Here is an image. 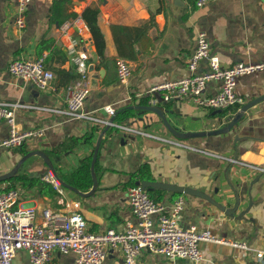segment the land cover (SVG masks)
Returning <instances> with one entry per match:
<instances>
[{
	"label": "crops",
	"instance_id": "obj_1",
	"mask_svg": "<svg viewBox=\"0 0 264 264\" xmlns=\"http://www.w3.org/2000/svg\"><path fill=\"white\" fill-rule=\"evenodd\" d=\"M95 5L100 9L98 25L105 48L103 55L98 54L88 26L84 37L88 41L91 91L84 111L111 120L113 117L107 116L103 109L113 106L115 122L177 139L187 147H174L115 128L108 127L106 131L104 124L72 119L64 113L19 109L16 118L23 129L44 130L43 138L30 140L23 148L29 152L40 150L47 156H63L64 160H55L53 164L56 174L73 172L93 148L84 139L73 149L55 152L63 142L91 135L93 128H97L95 149L98 144V165L91 173L92 184L76 188L83 196L64 187L62 204L61 197L51 198L37 189L24 188L26 196L22 203L34 205L38 212L48 205L78 211L92 232L111 227L124 231L129 225L138 224L127 196L131 174L148 165L154 181L185 190L158 188L163 191L160 202L165 206L179 197L184 199L178 215L182 227L209 231L218 238L246 243L254 249L264 247V174L231 161L264 166V101L250 108L230 130L208 135L226 127L237 112L220 114L199 108L187 99L164 102L160 93L145 95L159 84L189 75L188 60L196 48L199 31L207 33L212 54L224 67L264 61V0H212L195 8L188 0H33L26 14V26L21 30L14 23L15 0H0V101L20 100L66 109L75 73L59 41L60 30L63 24L83 16L87 8ZM43 54L47 67L55 74L52 90H40L8 72L14 59ZM119 59L129 61L132 66L127 83L118 80ZM208 71L209 62L204 59L197 72ZM220 87L221 82L212 81L205 94L216 93ZM236 90L243 97V104L263 96L264 71L239 77ZM138 94L149 99L148 105L160 107L168 122L184 137L174 136L153 112L134 110L132 116L120 122L118 113L137 105L140 98L133 101V97ZM152 99L157 102L152 104ZM8 133L9 126L1 123L0 138ZM19 150H0V175L21 159L23 154ZM34 157L32 164L39 160V156ZM41 166L42 176L50 168L42 158ZM5 186L0 183V188ZM199 247L203 253L200 262L171 261L164 254L144 252L136 264H264L252 252L228 244L202 241ZM75 258L74 253L54 251L50 264H76ZM12 264H30L27 253L19 251ZM102 264L127 263L122 251L115 249Z\"/></svg>",
	"mask_w": 264,
	"mask_h": 264
},
{
	"label": "built area",
	"instance_id": "obj_2",
	"mask_svg": "<svg viewBox=\"0 0 264 264\" xmlns=\"http://www.w3.org/2000/svg\"><path fill=\"white\" fill-rule=\"evenodd\" d=\"M33 0H15L14 23L16 28L26 26V14ZM212 0H199L197 7H202ZM88 23L82 15L63 24L59 41L74 65L75 78L68 89L67 107L57 110L18 101H0V124L9 126L6 137L0 138V150H17L28 141L43 138V129H23L18 124L16 114L19 109L53 111L64 113L72 119H83L101 123L109 128L120 129L130 134L154 139L174 147H187L181 141L165 137L150 130L132 125L117 123L84 111L85 102L90 94L89 55L84 37ZM208 60L209 71L197 72L202 60ZM189 75L185 78L168 81L151 88L145 95L161 94L164 102L187 99L195 106L214 112L224 111L241 105L244 99L236 87L238 78L255 72L264 71V61L259 63H236L231 67L221 65L219 58L212 54L211 45L205 31H199L197 45L188 60ZM118 80L127 83L132 66L129 61H117ZM10 75L33 83L38 89H53L54 72L46 65V55L35 58H16L8 66ZM212 81L221 82L220 89L213 94H205ZM142 98V94L133 99ZM154 100V102H153ZM152 99V104L156 103ZM107 116L114 117L116 109L106 106ZM251 171L264 174V166L243 161L231 160ZM41 180L50 184L64 203V186L52 170H47ZM26 196L25 189L17 185L6 190L0 188V264H12L19 251H25L30 264H50L54 251L62 254L74 253L76 264H102L115 249H120L127 264H136L144 253L164 254L171 261L189 259L200 262L203 253L199 244L202 241L228 244L252 252L255 259L264 263V247L254 249L246 243L218 238L209 231L199 232L194 227L184 228L178 222V215L184 207V199L179 197L170 206L156 202L141 185L129 187L128 201L137 225H129L126 230L108 228L103 232H92L80 212L64 211L48 205L40 212L34 205L22 203Z\"/></svg>",
	"mask_w": 264,
	"mask_h": 264
},
{
	"label": "trees",
	"instance_id": "obj_3",
	"mask_svg": "<svg viewBox=\"0 0 264 264\" xmlns=\"http://www.w3.org/2000/svg\"><path fill=\"white\" fill-rule=\"evenodd\" d=\"M191 4L192 8H195L197 2L199 0H188ZM100 9L97 5L91 6L87 8L84 13L83 17L88 23L90 32L92 34L94 43L96 44L98 54L103 55V51L105 48V39L104 35L98 25V14ZM76 16V15H75ZM148 30V28L146 29ZM43 48L41 49V51ZM136 101V98L133 99ZM137 103L139 105H148L149 99L148 98H140ZM236 105L234 108L225 111H220V114H226L227 112H237V110L243 106ZM135 113L134 110L130 108H124L118 113V117H120V122L122 119L132 116ZM97 128H93L91 135H87L84 137H72L67 142H63L59 147H57L54 151L58 153L65 152L67 150L73 149L76 147L82 140H86L87 143L93 146L91 153L85 156L84 158L80 159L78 166L73 172L68 174L57 173L59 179L74 188H88L92 184L91 173L92 171L96 170L98 161L96 160L94 167L92 169V160H93V153L95 151L94 146V133ZM19 152L23 155L29 153V151L25 150L23 147L20 148ZM154 178L151 176L149 171L148 165H143L138 171L131 174V179L129 181V187L136 186V185H143L146 182H153ZM17 183H20L23 188L25 189H37L40 193L44 195H48L51 198L57 197L58 192L50 185L41 180L38 176H30L25 173H18L12 179L2 182L1 184H5V189L8 190L10 188H14ZM84 184V185H83ZM149 195L156 201L160 202L162 200L161 193L163 192L162 189L158 188H146Z\"/></svg>",
	"mask_w": 264,
	"mask_h": 264
},
{
	"label": "water",
	"instance_id": "obj_4",
	"mask_svg": "<svg viewBox=\"0 0 264 264\" xmlns=\"http://www.w3.org/2000/svg\"><path fill=\"white\" fill-rule=\"evenodd\" d=\"M93 83V81H92ZM264 101V95L257 97L251 101H249L248 103L244 104L238 111L237 113L234 115L233 119L229 122V124L219 130L216 131H211L208 132V135H215V134H219V133H223L226 132L228 130H230L243 116L244 114L253 106H255L256 104L260 103ZM128 108L132 109V110H137V111H146V112H153L155 114H157L163 121L165 127L176 137L178 138H183L184 135L179 133L174 127H172V125L168 122L163 110L156 106V105H131ZM114 120V117L113 119ZM108 130V127L106 128V131ZM206 134V133H203ZM197 135H202V133H198ZM97 153H98V144L96 146V149L93 153V160H92V169L94 167L95 161L97 159ZM34 156H39L42 159H44V161H46L48 167L50 168V170H52L54 173H56L55 168L50 164V161L48 160V156L40 150H35V151H31L25 155H23L21 157V159L16 163V165L7 173H4L2 175H0V183L7 181L9 179H12L13 177H15L18 174V171L20 169V167L22 166V164L29 158L34 157ZM57 175V174H56ZM58 176V175H57ZM93 188L96 187V178L93 176ZM61 183L63 184L64 187L69 188L71 190L76 191L79 195L83 196L84 194L81 193L80 191H78V189L65 184L61 181ZM142 188L146 189V188H162V189H166V190H171V191H176V192H184L185 190L182 187H175L166 183H160L157 181H153V182H146L143 185H141Z\"/></svg>",
	"mask_w": 264,
	"mask_h": 264
},
{
	"label": "rangeland",
	"instance_id": "obj_5",
	"mask_svg": "<svg viewBox=\"0 0 264 264\" xmlns=\"http://www.w3.org/2000/svg\"><path fill=\"white\" fill-rule=\"evenodd\" d=\"M11 153H15V152H11ZM38 157V156H37ZM35 157H31V158H29V159H27L23 164H22V166L20 167V169H19V171H18V173H25V174H27V175H30V176H37V175H39L40 174V176H41V173L43 172V169H44V167H42L41 166V158L40 157H38V159L39 160H37L38 161V163L36 162V163H34V164H32V162H31V160L32 159H34ZM61 159H63L64 160V157L63 156H61V155H58V154H50V155H48V160L50 161V164L53 166V164H55L56 162H55V160H61ZM32 165H31V164ZM31 165V167H28V166H30ZM11 170V169H10ZM9 170V171H10ZM8 172V171H7ZM6 172V173H7ZM2 175V174H1ZM39 177V176H38Z\"/></svg>",
	"mask_w": 264,
	"mask_h": 264
}]
</instances>
